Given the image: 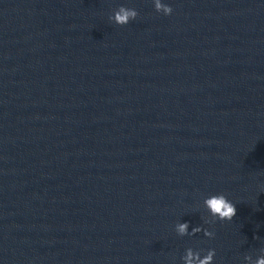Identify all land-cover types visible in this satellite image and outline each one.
<instances>
[{"label": "water", "instance_id": "obj_1", "mask_svg": "<svg viewBox=\"0 0 264 264\" xmlns=\"http://www.w3.org/2000/svg\"><path fill=\"white\" fill-rule=\"evenodd\" d=\"M161 2L170 14L153 0H0V264L264 257L230 0ZM121 5L138 12L125 25L109 20ZM216 193L231 220L208 211Z\"/></svg>", "mask_w": 264, "mask_h": 264}, {"label": "clouds", "instance_id": "obj_2", "mask_svg": "<svg viewBox=\"0 0 264 264\" xmlns=\"http://www.w3.org/2000/svg\"><path fill=\"white\" fill-rule=\"evenodd\" d=\"M154 8L157 12H162L168 15L172 12V8L161 0H153ZM138 12L134 8L119 6L115 9L112 15L109 16V20L114 21L118 25H125L130 20L137 17ZM208 211L219 220H231L236 215L235 205L227 199L224 193L210 194L205 198L204 201ZM188 228V223H180L177 226L178 233L180 235H186ZM197 231H201L200 226H196L193 229V234ZM204 234L206 236L212 237L213 232H209L204 229ZM215 250L211 249L202 259L199 258L198 253H193L191 249L186 250V255L184 256V264H212ZM255 264H264V257H258Z\"/></svg>", "mask_w": 264, "mask_h": 264}]
</instances>
